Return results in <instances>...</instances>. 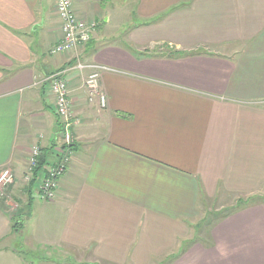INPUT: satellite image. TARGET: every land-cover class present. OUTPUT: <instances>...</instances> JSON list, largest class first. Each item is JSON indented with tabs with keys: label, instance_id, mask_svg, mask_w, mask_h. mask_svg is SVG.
Segmentation results:
<instances>
[{
	"label": "crops",
	"instance_id": "1",
	"mask_svg": "<svg viewBox=\"0 0 264 264\" xmlns=\"http://www.w3.org/2000/svg\"><path fill=\"white\" fill-rule=\"evenodd\" d=\"M129 1L73 0L93 38L53 57L58 0H0V173L16 179L0 206V261L25 262L6 245V216L35 199L38 180L21 186L32 149L43 174L45 150L66 140L44 80L81 61L108 69L107 106L89 101L87 73L67 75L72 160L49 204L60 217L48 247L69 264H149L189 238L203 197L233 194L250 202L204 226L198 264H264V0ZM125 26L146 60L125 51Z\"/></svg>",
	"mask_w": 264,
	"mask_h": 264
},
{
	"label": "rangeland",
	"instance_id": "2",
	"mask_svg": "<svg viewBox=\"0 0 264 264\" xmlns=\"http://www.w3.org/2000/svg\"><path fill=\"white\" fill-rule=\"evenodd\" d=\"M45 3H48V0H44ZM126 3H130L129 0H125ZM106 3V2H105ZM126 20V17H125ZM131 29V27L125 26V51H130L131 54L135 56L136 59L139 60H146L148 58L147 54L144 55L141 53L140 50L136 45L133 46V50H130V44H128L127 41V32ZM117 41V40H116ZM116 41H112L110 43H116ZM163 51V50H162ZM161 51V52H162ZM167 52V51H166ZM165 52V53H166ZM149 53V52H147ZM157 58V57H154ZM58 116V115H57ZM73 117L70 116V119ZM64 120L59 117V127L61 128V131L64 136L63 144L57 145L55 147V150H50L47 154V150L43 153V156L45 158L47 157L50 162H54L57 155H59L61 152L65 150V147H67L69 144L73 143L71 142V137H68L69 134L66 131V126L64 125ZM72 123V122H71ZM72 129V125L69 127ZM51 147V146H50ZM49 147V148H50ZM47 155V156H46ZM72 160V157L70 158V162ZM49 162V163H50ZM27 164V163H26ZM30 175L29 167L26 165L25 172L23 174V178H21V181L23 185V189H27L28 185L30 183H27L26 177ZM12 182H16L15 175ZM11 183L7 184L6 186L0 185V191L3 192L2 198L0 199V206L3 204H8L9 202V191H10V185ZM9 187V188H8ZM8 188V189H7ZM21 189V187L19 188ZM39 183L38 188L35 187L34 197L35 199L31 202L30 207H25L26 205L22 202L17 204L14 209H12L11 212H14L16 210H19L22 214L14 216L13 214H7L6 218L11 220V218H14V225H13V234H14V240H12L10 243L7 242L6 245H12L14 247V250L19 254L21 258L24 259V263L22 264H69L68 262H64L60 260L58 253H55L54 249H51L48 247V244L45 243L48 236H52L56 234V231L58 230V221H59V215L57 213H49L48 209L50 207V203L55 201L56 198L53 200H47V202H44L39 197ZM241 201V202H240ZM249 199H240L237 195L228 194L225 196H220L217 199H201L199 203V209L201 210V215L197 217L191 229L189 230V234L186 238V241H182L180 243L181 246L177 248V250L173 251L170 255L167 253L166 256H155L152 257L149 260V264H185L187 262V259L190 257H194L192 263H197L198 260H202L204 257L200 254L201 248L199 246H194L193 243H199L200 245H208L210 246L207 239V236L204 235L202 237V230H204V226H207L209 223H214L215 218L218 216H221L222 214L230 213L232 210L244 206V204H248ZM250 202V201H249ZM52 218L53 221H49V218ZM214 219V220H212ZM188 228V227H187ZM48 229V230H46ZM12 243V244H11ZM14 243V245H13ZM194 246V247H193ZM215 255L218 254V250L216 249ZM203 257V258H202ZM0 258H8L7 254H1ZM0 264H3L2 261H0ZM4 264H14L13 262H5ZM20 264V262L18 263ZM72 264V263H71ZM127 264H135L132 262H128Z\"/></svg>",
	"mask_w": 264,
	"mask_h": 264
},
{
	"label": "built area",
	"instance_id": "3",
	"mask_svg": "<svg viewBox=\"0 0 264 264\" xmlns=\"http://www.w3.org/2000/svg\"><path fill=\"white\" fill-rule=\"evenodd\" d=\"M56 11L62 23L63 35L60 41L50 51L51 56L56 57L71 53L92 40L96 25L82 21L76 16L73 11V0H58ZM103 71H108V69L99 65L84 64L81 61H77L69 67L50 74L44 80L48 91L54 97L56 114L64 120L63 124L67 125V129L73 123L72 119H70L71 101L68 80L66 78L67 75L72 72L87 73L88 77L85 81V88L89 94V101L91 103L98 101L100 108H106L107 99L98 87L100 73ZM41 154V148L35 146L28 157L27 167L30 170V175L26 177L28 184H31L34 179V171L39 167L38 164ZM71 157L72 154L70 151L64 154L61 152L55 158V161L46 167V173H43L37 178L39 181V197L42 201L47 202V200L56 198L59 180L67 173ZM13 178L14 175L10 170H3L0 173V185L3 184L6 186L9 183H14L12 182ZM2 195L3 192L0 191V199Z\"/></svg>",
	"mask_w": 264,
	"mask_h": 264
},
{
	"label": "trees",
	"instance_id": "4",
	"mask_svg": "<svg viewBox=\"0 0 264 264\" xmlns=\"http://www.w3.org/2000/svg\"><path fill=\"white\" fill-rule=\"evenodd\" d=\"M167 57H171V58H175V57H184V54H178V53H171L167 56ZM71 65H73V63H71ZM46 160L44 158H42V156L39 159V164H38V168L34 171V175H33V182L36 180L37 178L42 175L41 172L43 170L44 165L46 164Z\"/></svg>",
	"mask_w": 264,
	"mask_h": 264
}]
</instances>
